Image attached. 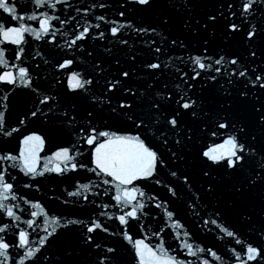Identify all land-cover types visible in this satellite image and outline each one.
Returning <instances> with one entry per match:
<instances>
[{"label":"snow or ice","instance_id":"snow-or-ice-1","mask_svg":"<svg viewBox=\"0 0 264 264\" xmlns=\"http://www.w3.org/2000/svg\"><path fill=\"white\" fill-rule=\"evenodd\" d=\"M81 2L0 0V264H264V0Z\"/></svg>","mask_w":264,"mask_h":264},{"label":"water","instance_id":"water-1","mask_svg":"<svg viewBox=\"0 0 264 264\" xmlns=\"http://www.w3.org/2000/svg\"><path fill=\"white\" fill-rule=\"evenodd\" d=\"M72 2L73 3H77V0H72ZM87 2L90 3L91 0H87ZM80 6H83V0L81 2V5ZM4 15H6V14H4ZM109 15H111V13H109ZM0 18H2V16H0ZM112 18H116V17L113 16ZM136 19L139 20L140 17L137 16ZM41 50H43L42 46H41ZM45 55H47L46 52H45ZM49 58L50 59H53L52 57H49ZM49 72H51V65L47 66V71L45 72V74L47 75ZM58 87H59V85H58ZM15 116H16V112L14 111L13 112V121L15 120ZM14 145H15V141H13V143H12L11 146H14ZM81 175H84V174L81 173ZM81 182H85V181H81ZM45 183H46V185L48 184V182H45ZM70 185H71V181H68V182H65V183H58L56 181H53V182H51L50 187L56 189V191L55 192H49L48 195H57V196H59L62 193V191H63L64 188H68L69 190H72V188H71ZM41 191H44V189H42ZM36 195H39V194H36ZM61 198H63V197H61ZM45 201H47V195L44 197V200L41 201V202L43 203ZM46 207H55V205L46 204ZM156 211L158 212L159 210H156ZM83 218L86 219L87 217H83ZM186 227H187V225H186ZM190 230L191 231H196L195 228H190ZM201 235H203V233H201ZM112 239H115V238H108V241L110 242ZM66 240L73 241L74 242V237H71V236L70 237H67ZM153 243H155V241H153ZM205 243L207 245H211L213 243V241L211 239H206L205 240ZM216 243L218 244V246L221 249H223V247H224V243L223 242L216 241Z\"/></svg>","mask_w":264,"mask_h":264}]
</instances>
